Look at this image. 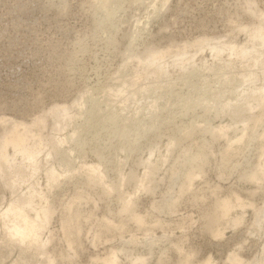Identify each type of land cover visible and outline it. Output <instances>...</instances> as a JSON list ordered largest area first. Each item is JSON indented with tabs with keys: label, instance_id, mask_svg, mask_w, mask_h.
Returning <instances> with one entry per match:
<instances>
[{
	"label": "rangeland",
	"instance_id": "rangeland-1",
	"mask_svg": "<svg viewBox=\"0 0 264 264\" xmlns=\"http://www.w3.org/2000/svg\"><path fill=\"white\" fill-rule=\"evenodd\" d=\"M103 2L0 0V139L45 119L32 125L37 159L10 147L0 165V210L13 182L50 208L29 264L264 263V38L249 36L264 0H113L110 16ZM205 38L251 53L214 54Z\"/></svg>",
	"mask_w": 264,
	"mask_h": 264
},
{
	"label": "bare ground",
	"instance_id": "bare-ground-1",
	"mask_svg": "<svg viewBox=\"0 0 264 264\" xmlns=\"http://www.w3.org/2000/svg\"><path fill=\"white\" fill-rule=\"evenodd\" d=\"M102 1H104L103 3H104V5H106V6H103V8H105V10L108 12H106L109 16L110 15H112L111 13H112V11L110 12L109 10H110V5H111V3L113 2V0H102ZM112 1V2H111ZM166 2V1H165ZM100 6H102V5H100ZM113 7V6H112ZM109 19H110V17H109ZM108 20V19H107ZM103 21V20H102ZM107 23V22H106ZM101 26V25H100ZM246 28H248V27H246ZM243 29H241L240 31H242ZM248 30H249V28H248ZM248 30H246V31H248ZM253 30V29H252ZM250 32H251V29L249 30ZM254 31V32H253ZM251 33V35L249 34V36H251V38L253 39V41H254V43H257L258 41H257V39L258 38H261V39H263L264 38V27H259L258 29H255V30H253ZM248 33V32H247ZM221 37V36H220ZM222 37H224V36H222ZM217 38V37H216ZM226 37H224V39H225ZM250 38V39H251ZM228 39H229V37H228ZM217 41H218V39H217ZM216 40H215V42H213V40L212 39H207V38H205V39H202V40H199L198 42L199 43H202L203 44V46L201 47V48H203V47H207V48H209L210 50H212L211 52H213L214 54H220L221 52H223V50L225 49L224 47L225 46H228V48L232 51V52H234V54H236L238 57H240V58H246L248 55H250V53H251V51H250V48L247 46L248 44H244V45H238V44H236V43H233V42H231L230 40H225V41H222L221 39H219V41H221V42H217ZM193 44H195V43H193ZM195 45H198V43L197 44H195ZM253 45V44H252ZM255 45V44H254ZM255 46H253V48H254ZM185 48V47H184ZM153 54H155V53H153ZM136 55V54H135ZM133 56V57H131V58H139V56ZM152 55V54H151ZM233 55V54H232ZM152 56H154V55H152ZM239 58V59H240ZM242 60V59H241ZM257 61H258V59H257ZM256 61V62H257ZM256 62H254L252 65H251V67H253V68H256ZM259 62V61H258ZM251 69V72H252V74H255V72H256V70L255 69ZM69 70V69H68ZM253 70V71H252ZM255 70V71H254ZM119 93H120V96H122L123 97V95L125 94V93H127V89L124 87V85H122L118 90H117ZM109 95L110 96H112V93H111V91L109 90ZM125 96L126 95H124V98H125ZM97 98V97H96ZM93 98H91V99H89V100H92ZM95 99V98H94ZM92 100V101H94V104L96 103L95 102V100ZM89 100H87V101H89ZM84 100L82 99V101H80L79 103H77V104H81V105H83L84 104ZM113 102H114V100H113ZM112 102V103H113ZM60 107V106H59ZM96 107V106H95ZM94 107V109H93V115H95L96 116V114L98 113V109H96ZM98 108V107H97ZM237 108V107H236ZM109 109V108H108ZM112 109V108H111ZM236 110H238V109H236ZM60 112L63 114V115H66V114H68L69 113V108H67V107H60ZM234 112V111H233ZM232 112V113H233ZM236 112V111H235ZM234 112V113H235ZM238 112V111H237ZM236 112V113H237ZM100 114H102V113H100ZM92 115V116H93ZM108 115V114H107ZM114 115V114H113ZM113 115L112 116H105L104 118L102 117V119L100 120L101 122H99L98 121V125H100V126H102V124L104 125V123L105 122H109V121H115L116 120V118H115V116L113 117ZM91 116V115H90ZM235 116V115H234ZM117 117V116H116ZM2 118V117H1ZM91 118H93V117H91ZM90 118V119H91ZM256 118V117H255ZM7 119V118H6ZM6 119L4 118V116H3V119H0V123H1V125H2V123H3V121H5L6 122ZM99 120V119H98ZM4 122V123H5ZM7 122H8V120H7ZM6 122V123H7ZM12 122V121H11ZM258 122V121H257ZM9 123V122H8ZM13 123V122H12ZM44 123H45V119L41 116V117H39V118H37V119H34V121L32 122V124H27V123H23V122H16L15 121V123L14 124H12V126H11V128L8 130V132H6L4 135H3V137L0 139V165H4L5 166V168L6 167H9L10 166V162L12 161V160H14V158H15V156L14 157H10V155H9V153H8V150H9V148L10 147H13V148H15V149H17V151L18 152H21V153H23V154H25L26 156H27V159L30 161V162H34V160L35 159H37V155L35 154V152H33V150L31 149V147L29 146V144H30V141L32 140V138L36 135H34V134H31V130H32V127L33 126H37L38 125V127H42V126H44ZM116 123V122H115ZM33 125V126H32ZM9 126V125H8ZM7 126V127H8ZM232 126V125H231ZM106 127V126H105ZM6 129V128H5ZM4 130V129H3ZM1 131V130H0ZM3 132V131H2ZM188 132V131H187ZM213 134H215L216 135V131H214L213 130ZM77 133V132H76ZM75 133V134H76ZM186 134V133H185ZM76 135H78V134H76ZM72 136H74V135H72ZM190 136V135H189ZM75 138H76V136H75ZM240 139H243V136H242V138H241V135L239 136V137H237V141H239ZM237 141H234L233 143L234 144H232V145H235V142H237ZM237 143H239V142H237ZM230 145V144H229ZM237 146V145H236ZM230 148V147H229ZM232 148H234V147H232ZM231 148V149H232ZM228 148L226 147V150H227ZM228 151V150H227ZM38 152V151H37ZM226 152V151H225ZM229 152V151H228ZM227 152V153H228ZM232 151H230V153H231ZM229 154V153H228ZM198 158V157H197ZM94 168L92 167V170H93ZM48 171H47V173L49 174V176L52 178V180L54 179V180H57L58 179V176H59V173L57 172V170L54 168V166L53 167H50V169H47ZM7 171V170H6ZM93 171H95V169L93 170ZM8 172V171H7ZM19 172H21L22 173V171L21 170H19ZM5 174V173H4ZM252 174H254V173H252ZM251 175V174H250ZM130 177H128L129 179H127L126 180V183L128 182H130V181H134L136 178V176L134 177L133 176V174H132V176L131 175H129ZM195 175L193 174V173H191L189 176H188V179H189V183H192V182H194V180H195V177H194ZM253 177H252V180H254L253 178H256L255 176H257V175H252ZM135 178V179H134ZM134 179V180H133ZM143 179V178H142ZM137 180V179H136ZM135 180V181H136ZM32 181V180H31ZM137 182V181H136ZM139 183L141 182V181H138ZM138 182H137V185H139L138 184ZM127 183V184H128ZM143 183H144V179H143V182L141 183L142 185H143ZM32 185V183H30V185L29 186H31ZM142 185H140V186H142ZM189 185V184H188ZM192 185V184H191ZM144 187V186H143ZM146 187V186H145ZM144 187V188H145ZM11 189H12V193H13V197H12V199H11V202L10 203H4L3 205H1V210H0V213H1V215H2V217H4L6 220H8V221H10V224H6V223H4L3 224V233H5V236H3V240H2V243H1V245H0V256L2 255H9V254H11V252L12 253H14V251L15 250H17V249H20V251H21V254H20V256L18 255V259L16 260L15 258V261H13V264H29V262H30V256L32 255V252L30 251V248H31V245H35V244H39V241H40V239H41V230H42V228H43V225H42V222L44 221V219H48L50 216L49 215H51L50 214V208H48V207H40L39 205H35L36 203H35V201H36V195H34L35 193V190L33 189L31 192H30V194H29V196L28 197H25L22 193H18V191L15 189V183L13 182L12 184H11ZM134 193V192H133ZM130 195V194H129ZM134 195V194H133ZM132 196V194L130 195V197ZM129 197V198H130ZM128 198H126V200H127ZM133 200V199H132ZM130 201H131V198L127 201V205L128 204H130ZM223 201V200H222ZM229 200H225V201H223L222 203H220L221 205L219 206V208L221 209V212H222V215L221 216H225L228 212H229V210H230V208H229V206L230 207H232L231 205V200H230V203L228 202ZM39 204H41V203H39ZM126 209H128L129 208V205H128V208L127 207H125ZM124 208V209H125ZM124 209H123V211H124ZM125 209V210H126ZM52 212V211H51ZM127 212V211H126ZM136 216H135V221H137L139 224H142V222H143V217L141 218L140 217V215L139 216H137V214H135ZM218 217H219V215H217ZM239 217V216H238ZM215 218V217H214ZM213 218V219H214ZM216 219H218L217 217H216ZM220 220V219H219ZM236 220V219H235ZM239 220H241V219H239ZM216 221V220H215ZM237 221H238V219H237ZM240 222V221H239ZM144 224V223H143ZM108 225V224H107ZM110 225V224H109ZM108 225V226H109ZM112 225V224H111ZM235 225H237V224H235ZM69 226V225H68ZM141 226V225H140ZM66 228H67V226H65ZM70 227V226H69ZM114 227V226H113ZM115 228H116V226H115ZM68 229V231H70L71 229L70 228H67ZM73 230V229H72ZM111 230V229H110ZM119 230V229H118ZM65 231V230H64ZM75 231H77V230H75ZM74 231V232H75ZM217 231V230H216ZM66 232H67V230H66ZM73 232V231H72ZM71 232V233H72ZM78 232V231H77ZM77 232H75V233H77ZM214 232V231H213ZM215 233V232H214ZM66 234V233H65ZM78 234V233H77ZM219 235L221 234V233H218ZM2 235H4V234H2ZM68 235V234H67ZM71 235V234H70ZM76 236V235H75ZM5 237V238H4ZM67 237V236H66ZM70 237V236H69ZM72 237H74L73 235H72ZM70 240H71V238H69ZM80 239V238H79ZM73 240V239H72ZM47 242V241H46ZM73 242H75V240L73 241ZM76 243V242H75ZM41 244V243H40ZM45 244V243H44ZM69 244H71L70 242H69ZM74 244H72V246H73ZM76 245V244H75ZM70 246V245H69ZM116 252H114V254H115ZM113 254V255H114ZM13 255V254H12ZM111 255V254H110ZM1 256V257H2ZM10 256V255H9ZM117 256V255H116ZM116 256H111V257H109L110 259H108V258H105V259H108L107 261H106V264H118V260H117V257ZM233 257V259L232 258H230V260H233L234 262H237V264L239 263H241L242 261H244L242 258H240L239 256H238V254L236 255V254H234V255H232ZM13 258V257H12ZM4 259V258H3ZM8 259V258H7ZM104 259V260H105ZM241 259H242V261H241ZM2 260V259H1ZM140 260H141V258H140ZM11 261V262H12ZM143 261V260H142ZM209 261V260H208ZM135 262V261H134ZM141 262V261H140ZM205 262V261H204ZM233 262V263H234ZM2 263V262H1ZM4 264H5V262H3ZM139 263V262H138ZM145 263V262H144ZM210 262H206L205 264H209ZM48 264H55L54 263V261H51V262H49ZM103 264H105V261H104V263ZM136 264H137V262H136ZM199 264H201V263H199ZM202 264H204V263H202ZM262 264H264V263H262Z\"/></svg>",
	"mask_w": 264,
	"mask_h": 264
}]
</instances>
